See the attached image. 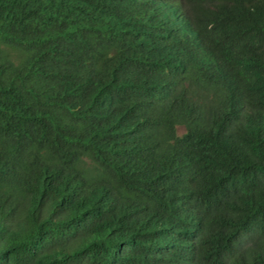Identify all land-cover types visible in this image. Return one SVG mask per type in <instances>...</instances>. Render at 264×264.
<instances>
[{"label":"trees","instance_id":"1","mask_svg":"<svg viewBox=\"0 0 264 264\" xmlns=\"http://www.w3.org/2000/svg\"><path fill=\"white\" fill-rule=\"evenodd\" d=\"M169 2L0 0V53L3 45L22 47L15 64L0 57V124L7 130L0 140V264H88L108 252V264H142L146 254L164 251L179 262L187 249L182 208L168 200L177 184L205 220L196 264H264V0ZM100 13L108 24L97 28ZM181 13L195 32L165 48L208 59L188 81L193 101L176 94L175 106L155 104L156 125L144 128L151 147L102 146L91 159L100 170L94 178L70 155L46 149L35 126L60 134L55 106L76 89L59 67L78 52L126 41L154 60V41ZM91 186L96 228L85 197ZM140 206L151 210L142 224ZM101 234L114 241L102 244Z\"/></svg>","mask_w":264,"mask_h":264},{"label":"clouds","instance_id":"2","mask_svg":"<svg viewBox=\"0 0 264 264\" xmlns=\"http://www.w3.org/2000/svg\"><path fill=\"white\" fill-rule=\"evenodd\" d=\"M142 1L160 7L159 0ZM169 3L173 6L186 4L185 0H170ZM170 4L164 10L169 9ZM170 20L169 33L165 34L164 39L154 41V60L150 61L139 55L130 48L131 42L126 41L119 46L108 45L93 52H78L68 65L59 67L61 74L66 72L73 80L76 89H66L55 106L60 134L35 126L46 149L54 150L58 158L70 155L74 166L84 176L94 178L100 170L92 166L91 159L102 146L118 141L135 143L146 149L151 147L144 128L147 124L156 125L155 104L175 106L176 94H184L186 104L193 101L194 95L186 89L188 81L201 76L202 65L208 59L206 57L193 61L178 47L165 48L171 43L181 42L195 32L193 20L187 14H174ZM107 24L100 13L96 21L97 28ZM2 48L5 53H0L1 59L13 64L21 61L18 49L22 47L11 44L10 47L3 45ZM37 76L33 78L36 79ZM15 105L13 101L10 108L17 109ZM177 130L180 136L186 133L183 126L177 127ZM6 134V128L0 124V140ZM8 140L10 144L7 147L15 142L12 136ZM29 155L31 153L23 154ZM102 184L110 188L118 185ZM109 190V199L117 200L116 189ZM85 197L91 198L90 215L92 226L96 228L93 220L97 216L99 203L92 186L88 188ZM168 200L182 208L179 230L187 240L186 252L179 262L169 261L166 258L167 251L163 254H146L142 264H196L205 220L199 216L193 200L181 184L171 189ZM137 212L140 214L139 224L147 221L151 214L150 208L146 206H140ZM98 239L102 244L114 241L111 235L105 234L99 235ZM75 241L79 246L83 244L80 239ZM87 261L88 264H108L109 252L100 262Z\"/></svg>","mask_w":264,"mask_h":264}]
</instances>
